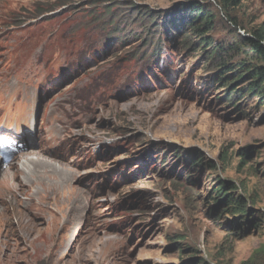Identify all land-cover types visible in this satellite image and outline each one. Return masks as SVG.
Instances as JSON below:
<instances>
[{
	"label": "rangeland",
	"instance_id": "1",
	"mask_svg": "<svg viewBox=\"0 0 264 264\" xmlns=\"http://www.w3.org/2000/svg\"><path fill=\"white\" fill-rule=\"evenodd\" d=\"M258 29L264 0H0V132L17 138L0 264H264V98L242 72L264 67ZM29 151L44 172L10 164Z\"/></svg>",
	"mask_w": 264,
	"mask_h": 264
},
{
	"label": "trees",
	"instance_id": "2",
	"mask_svg": "<svg viewBox=\"0 0 264 264\" xmlns=\"http://www.w3.org/2000/svg\"><path fill=\"white\" fill-rule=\"evenodd\" d=\"M237 0H226L228 5L232 3L236 5ZM196 14L191 21L192 30L195 31L205 42L212 45L213 42H208L207 38L203 35L212 29L213 14L205 10L204 8L197 7L195 9ZM109 12V11H107ZM207 40V41H206ZM248 44L251 46V49L255 56L264 59V29L254 30V36L248 39ZM221 48L220 46H214V51L219 52ZM246 63H244L245 65ZM244 66L242 72H248V76L250 79H253L250 82V90L254 91L257 96L264 98V67L255 65L251 69ZM229 70V69H228ZM243 73V74H244ZM228 78V77H227ZM226 77L223 78L225 80ZM264 101V100H263ZM218 198L221 200V203H226L227 205H231L232 209L235 213H238L243 219H247L249 215V210L246 207V203L244 202L243 197H234L232 193L227 192L226 184H221V186L217 189Z\"/></svg>",
	"mask_w": 264,
	"mask_h": 264
},
{
	"label": "bare ground",
	"instance_id": "3",
	"mask_svg": "<svg viewBox=\"0 0 264 264\" xmlns=\"http://www.w3.org/2000/svg\"><path fill=\"white\" fill-rule=\"evenodd\" d=\"M14 157H17L16 158V161L10 162V164L11 165H15L16 168L18 166L19 169L21 168L22 170H26L27 172L40 171V173H42V172H44V170H42L43 166H45L48 163V161L46 159L47 157L45 158L44 155H43V153L41 151H29L27 153L20 152V153L16 154ZM15 172H16V174H18L17 171H15ZM25 185L26 184H24L23 186H25ZM23 191L27 192L26 189L23 188L21 191L14 192V193L17 196H20V194H22ZM48 191H53V190H48ZM36 194H37L38 197H41L42 195H45V193H41V192L40 193H36ZM58 195H59V193H58ZM45 197L49 199L48 200L49 202L50 201H55V199L57 200L56 195H46ZM43 198L44 197L39 198V199L40 200H43ZM48 204L46 202L45 203H42L41 204V207H39L38 209L41 210V211H43L44 213H46V211L49 208L48 207ZM18 205H19V202H18ZM12 212L14 213V211H12ZM24 229H25V231H28V230L32 231L33 230V227H32L31 222L30 221H26L24 219V215H22V217L19 220L18 225H15L14 227H12V230L15 233H20V232L23 233L22 230H24Z\"/></svg>",
	"mask_w": 264,
	"mask_h": 264
}]
</instances>
